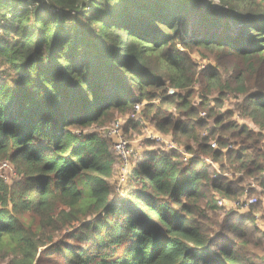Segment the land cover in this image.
<instances>
[{
    "label": "trees",
    "instance_id": "1",
    "mask_svg": "<svg viewBox=\"0 0 264 264\" xmlns=\"http://www.w3.org/2000/svg\"><path fill=\"white\" fill-rule=\"evenodd\" d=\"M3 165L0 264H264V0H0Z\"/></svg>",
    "mask_w": 264,
    "mask_h": 264
},
{
    "label": "built area",
    "instance_id": "2",
    "mask_svg": "<svg viewBox=\"0 0 264 264\" xmlns=\"http://www.w3.org/2000/svg\"><path fill=\"white\" fill-rule=\"evenodd\" d=\"M142 109L141 104H135L133 107V112L130 115V119L137 120L138 114ZM144 139L142 141H151L160 144H165L169 149L176 148V145L173 141L167 139L166 137L151 131L144 132ZM108 137L112 141V149L119 157L120 165L118 172V186H121L125 183L126 176L129 172V167L131 164V157L134 153L133 149L130 147V142L127 140L121 129L120 122H116L108 131ZM212 148H215V144L211 145ZM185 160V159H184ZM207 161V160H206ZM211 163V162H210ZM6 167V165H3ZM259 203V200L255 197L247 198L243 200L242 203H228L227 201L220 199L218 200V206L226 209H234L240 212H248L252 206H255ZM264 263V260H263Z\"/></svg>",
    "mask_w": 264,
    "mask_h": 264
},
{
    "label": "rangeland",
    "instance_id": "3",
    "mask_svg": "<svg viewBox=\"0 0 264 264\" xmlns=\"http://www.w3.org/2000/svg\"><path fill=\"white\" fill-rule=\"evenodd\" d=\"M217 1L214 2V6L217 7ZM193 58H197V55H192ZM198 60V59H197ZM205 62L209 63L208 61H204L202 62L201 60H199V66L201 64H205ZM222 65H232V62L230 60H225L224 62L221 63ZM203 66V65H202ZM171 92V91H169ZM233 104L231 102H227L225 103V106L226 108H232ZM236 119L237 120H240L239 117L236 116ZM145 131H151V132H154L152 130V128H149L148 126H145V128L142 130H130L128 132H124V130H122L123 134L125 136H127V140L130 142V147L133 149L134 153L132 155L131 159L132 161L134 159H136L137 157L140 156V152L143 154V151L145 150L146 148V144H145V141H142V139H144V132ZM127 133V134H126ZM169 140H171L169 137L167 138ZM172 141V140H171ZM165 145V144H164ZM4 171L7 172V174H4ZM10 171L13 173L12 169L8 166L6 167H1L0 168V172L2 174H4V176L6 175L7 178H10V177H14L13 174H8L10 173ZM118 171V170H117ZM124 185V184H123ZM118 186V184H116V187H115V197H121V198H124L125 194H124V191H123V188L124 186ZM220 200V199H219ZM256 209V215L254 216V220L256 221V224H258V226L264 230V198H261V201H260V204L255 208ZM239 214L241 215H245L246 213H240ZM264 234V231L262 232ZM64 239V238H63ZM263 244H262V248L264 250V239H263ZM68 244L72 243V242H67ZM51 258L53 259V261H55V263L59 264L61 263L60 260L56 257V253L52 252L51 253ZM263 255H264V252H263Z\"/></svg>",
    "mask_w": 264,
    "mask_h": 264
}]
</instances>
